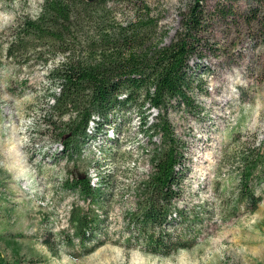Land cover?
Wrapping results in <instances>:
<instances>
[{
  "label": "rangeland",
  "instance_id": "1",
  "mask_svg": "<svg viewBox=\"0 0 264 264\" xmlns=\"http://www.w3.org/2000/svg\"><path fill=\"white\" fill-rule=\"evenodd\" d=\"M42 1L0 0L2 257L12 264H264V199L255 213L238 218H228L227 205L237 191L240 152L264 139V0H239L227 17L219 12L218 0L206 2L210 27L205 39L210 50L201 64L207 93L198 96L203 110L180 109L170 117L189 145L183 200L206 201L210 234L168 257L125 246V216L136 208L138 187L152 169L150 152L154 141H160L149 139L141 121L149 115L147 121L153 122L158 111L141 101L130 104L118 111L117 128L103 131L80 158L69 160L56 129L40 120L44 109L51 112V94L59 90L52 86L50 72L65 56L33 50H21L15 58L7 55L18 20L37 16ZM136 1L161 17L159 27L168 32L167 43L194 2L109 0V5L124 20L131 17ZM76 177H88L95 186L107 183L104 200L92 208L102 214L108 239L78 258L61 246L59 236L70 227L73 205H89L77 190L66 187ZM45 238L59 247L57 253Z\"/></svg>",
  "mask_w": 264,
  "mask_h": 264
},
{
  "label": "trees",
  "instance_id": "2",
  "mask_svg": "<svg viewBox=\"0 0 264 264\" xmlns=\"http://www.w3.org/2000/svg\"><path fill=\"white\" fill-rule=\"evenodd\" d=\"M237 1L218 0L219 12L229 16ZM206 2L194 0L188 6L180 28L167 43L168 32L159 27L161 17L139 1L133 4L131 17L121 20L109 0H43L37 16L20 17L9 42L11 58L21 50L65 56L50 72L51 84L59 90L51 94V112L44 109L40 120L56 129L69 160L80 158L103 131L117 128L118 111L130 104L141 101L158 111L153 122L147 121L149 115L141 121L149 139L160 141H154L150 152L152 169L138 187L136 208L125 216L128 249L168 257L210 234L206 201L183 200L190 173L189 145L170 117L180 109L203 110L198 96L207 93L201 64L210 50L205 39L210 27ZM106 184L94 186L88 177L66 182L89 202L87 208L73 205L70 227L59 233L61 246L70 248L74 258L92 253L108 239L102 214L92 208L104 200ZM234 193L227 202L228 218L258 210L264 199V139L240 152ZM44 243L54 254L58 252L51 238ZM0 264L12 263L0 253Z\"/></svg>",
  "mask_w": 264,
  "mask_h": 264
},
{
  "label": "water",
  "instance_id": "3",
  "mask_svg": "<svg viewBox=\"0 0 264 264\" xmlns=\"http://www.w3.org/2000/svg\"><path fill=\"white\" fill-rule=\"evenodd\" d=\"M88 1H94V0H88Z\"/></svg>",
  "mask_w": 264,
  "mask_h": 264
},
{
  "label": "built area",
  "instance_id": "4",
  "mask_svg": "<svg viewBox=\"0 0 264 264\" xmlns=\"http://www.w3.org/2000/svg\"><path fill=\"white\" fill-rule=\"evenodd\" d=\"M92 185H94V184H92ZM95 186V185H94Z\"/></svg>",
  "mask_w": 264,
  "mask_h": 264
}]
</instances>
